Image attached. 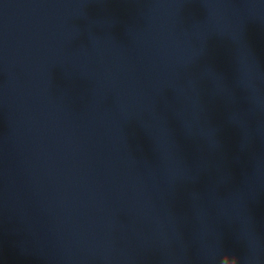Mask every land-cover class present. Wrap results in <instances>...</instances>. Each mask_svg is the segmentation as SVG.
Listing matches in <instances>:
<instances>
[{
	"label": "water",
	"instance_id": "1",
	"mask_svg": "<svg viewBox=\"0 0 264 264\" xmlns=\"http://www.w3.org/2000/svg\"><path fill=\"white\" fill-rule=\"evenodd\" d=\"M0 264H264V209L128 161L0 141Z\"/></svg>",
	"mask_w": 264,
	"mask_h": 264
}]
</instances>
